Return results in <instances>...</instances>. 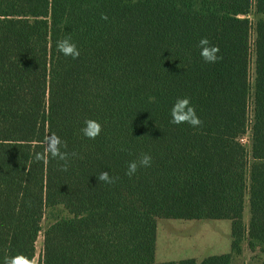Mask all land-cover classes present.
Listing matches in <instances>:
<instances>
[{
	"label": "trees",
	"instance_id": "16d2710c",
	"mask_svg": "<svg viewBox=\"0 0 264 264\" xmlns=\"http://www.w3.org/2000/svg\"><path fill=\"white\" fill-rule=\"evenodd\" d=\"M264 0H0V264H234L264 246ZM107 14V19H102ZM71 36L80 56L56 42ZM219 45L206 63L198 43ZM189 97L200 127L171 123ZM95 119L102 132L81 129ZM250 131L251 149L242 137ZM63 161L46 157L53 135ZM150 167L126 175L144 154ZM108 171L115 183L99 182ZM249 202V222L243 220ZM159 218L230 219L231 251L157 262Z\"/></svg>",
	"mask_w": 264,
	"mask_h": 264
},
{
	"label": "rangeland",
	"instance_id": "374dc122",
	"mask_svg": "<svg viewBox=\"0 0 264 264\" xmlns=\"http://www.w3.org/2000/svg\"><path fill=\"white\" fill-rule=\"evenodd\" d=\"M252 19V45L253 58L255 49L256 24L264 18L255 7L251 9ZM247 149H251V133L242 137ZM59 208H47L42 221V231L36 242L37 263L43 256L44 231L53 224L59 217L63 216ZM244 223L249 222V202L248 197L245 201ZM165 222H170L168 228ZM231 220L230 219H171L159 218L157 220V243L155 259L160 261H180L185 258H196L198 261L211 256L231 251ZM241 251L234 254V264H264V246L260 243L253 246L249 243L248 235L244 238Z\"/></svg>",
	"mask_w": 264,
	"mask_h": 264
},
{
	"label": "clouds",
	"instance_id": "9594fccd",
	"mask_svg": "<svg viewBox=\"0 0 264 264\" xmlns=\"http://www.w3.org/2000/svg\"><path fill=\"white\" fill-rule=\"evenodd\" d=\"M102 19H107V14H102ZM57 50L66 57L77 59L80 56V50L76 43L72 41V37L66 36L56 42ZM200 48V56L206 63H216L223 57L218 55L220 52L219 45L211 44L208 37H202L198 43ZM171 123L173 124H188L193 128L200 127L203 121L198 116L196 109L191 105L189 97L178 98L171 109ZM103 130L102 124L95 119L85 120V126L81 129L83 135L88 139H95ZM67 148L66 141H63L58 135H53L46 141L45 154H37L36 160H42L46 157L58 159L64 163L60 166L63 171H67L69 167V157L76 156L77 153H69L62 149ZM152 164V156L149 153L142 154L138 160L128 162L126 175L129 177L136 174L141 167H150ZM99 182L108 184L115 183L117 177H113L108 171H102L97 175ZM4 264H37L35 258L29 259L23 254H18L13 257H5Z\"/></svg>",
	"mask_w": 264,
	"mask_h": 264
},
{
	"label": "crops",
	"instance_id": "0c3cea01",
	"mask_svg": "<svg viewBox=\"0 0 264 264\" xmlns=\"http://www.w3.org/2000/svg\"><path fill=\"white\" fill-rule=\"evenodd\" d=\"M163 219V218H161ZM171 219H176V218H171ZM189 220H202V219H189ZM166 227L168 228L169 226H171L170 222H165ZM157 236H158V230H157V234H156V243H157ZM232 236V235H231ZM231 242H232V237H231ZM232 246V245H231ZM227 253V252H226ZM225 254V253H223ZM220 255V254H218ZM212 256V255H211ZM186 259V258H185ZM171 261V260H170ZM160 262H165V261H160Z\"/></svg>",
	"mask_w": 264,
	"mask_h": 264
}]
</instances>
